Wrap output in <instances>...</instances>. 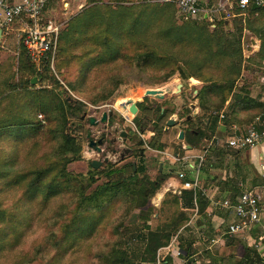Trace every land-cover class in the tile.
<instances>
[{
  "label": "trees",
  "instance_id": "obj_1",
  "mask_svg": "<svg viewBox=\"0 0 264 264\" xmlns=\"http://www.w3.org/2000/svg\"><path fill=\"white\" fill-rule=\"evenodd\" d=\"M86 1L88 5H93L96 8V12L94 13V39L86 37L84 40L103 49L101 53L95 55L94 64L103 62L105 56H110L111 59L120 56L119 49L129 43L130 46L138 45V50H136V46L133 48L132 61H135L139 68H150L161 73L154 85L166 83L175 75L180 65L185 68L188 77H192L203 84L196 95V99L201 117L205 118L207 123L205 127L201 126L191 132H185V144L192 149L197 148L201 141L210 140L215 136L218 114L227 102H229L228 106L231 113L230 119L223 120L225 125L231 126V122L239 121V112L245 111L252 113L245 115L240 120L244 125L251 121L244 128L254 124L256 120H263L264 105L250 99L246 91H236L235 87L241 73L242 62L240 42L242 18L240 17L243 13L247 15L264 13V9L256 7L252 0H249L250 3L244 10L239 9V0H233L234 7L232 13L229 11L231 14L229 19L221 16L220 18L214 17L210 21L203 16H198L194 19H182L180 24L172 23L168 19L170 3L159 5L156 4L158 2H155V4L150 5L148 2H144L136 6L134 4L130 6L121 4L112 8L108 6L110 4L104 5L103 0ZM82 8L84 7L82 6ZM226 20L232 24L231 31L225 30ZM140 23L145 29L144 35L157 27L158 23H161L159 28L163 27L157 31L158 37L164 46L168 44L169 48H164L162 51L135 40L137 36L143 37L139 33ZM75 43L79 42L75 41ZM70 45L73 44L70 42ZM258 55L264 57L263 39H261ZM124 56H128V53ZM16 59L17 74L20 79H23L21 82L30 86L36 80L43 87L33 93L25 92L26 101L13 108V110L17 108L16 114L12 112V109L5 108L2 110L6 111L0 116V136L4 134L10 137L21 135L22 140H29L38 136L41 126L38 123L30 122L29 116L33 115L34 118L38 112H42L50 125L56 123L55 128L50 127L49 135H52L59 144L49 154L44 155L42 162L38 165L27 171L21 170L12 174L0 171V178H7V185L23 188L22 199L27 203H32L38 199L44 205L55 194L71 195L76 200L68 207L63 206L55 214L54 221L57 224L66 216L68 220L66 225L54 232L51 241L45 242L44 246L36 249L32 258L27 254L13 264H33L39 259V256L50 255V251L44 249L47 246L54 247L61 256L65 255L69 247L76 243L79 237H90L101 219L111 209L115 208L118 202L122 204L125 199L130 201L128 215L132 208H137L139 218L143 221L138 232L131 233L128 237L129 240L138 242L139 254L143 261L153 263L158 251L167 247L173 237H177L181 242L179 250L183 264H198L194 258L192 242L184 244L181 236L190 229L187 226L188 212H194L195 204L198 208V215L203 216L205 213L206 204L201 202L200 194L194 197L191 190H180L179 195L172 194L171 201L174 206L179 208V213L166 224L153 229L147 223L153 214L150 200L161 187L163 179L171 176L167 175L162 179L152 180L146 174L143 164L134 168L131 164L117 168L107 165L104 170L89 172L94 176L104 177L105 181L102 184L95 185L96 180L92 176L83 179L87 187L85 190L89 193L88 196L96 199L95 203L90 202L86 191L79 183L78 176L68 171V165L81 160V145L78 144L74 136L65 132L67 122L72 118L76 120V123L73 124V131L76 132L80 129L82 122L80 115L85 112V104L71 98H62L57 93L60 86L50 74V61H44L40 71H37L22 42ZM186 74L179 71L182 80H185ZM257 114L262 115L257 117ZM248 117L249 119L246 120ZM185 123L190 125L191 121L188 120ZM258 130L264 134V129L258 128ZM161 132L162 129L159 128L155 135H160ZM213 145L215 146V143ZM151 147L156 146L151 144ZM157 148L163 149V146H157ZM214 148L218 149L216 146ZM215 157L219 158V155ZM200 170L204 171V164ZM93 183L94 187H92ZM164 202L162 201V203ZM28 218L21 217V215L6 209H0V256L6 250L11 251L17 246ZM124 221L125 219L122 220L120 216L114 220L115 225L113 227H115L116 235L112 242L107 245V250L104 249L106 253L102 254V257L106 259L105 264H133L129 255L134 252L126 248L127 243L119 242L117 236V233L123 229ZM146 257L149 260L145 259ZM162 257L164 264H172L168 251H163ZM213 260L217 261L215 264H225L220 258H213ZM232 261L234 262L227 264H264V258L255 249L248 246L243 247V256L240 259H232ZM40 264H51V261L46 263L42 261Z\"/></svg>",
  "mask_w": 264,
  "mask_h": 264
},
{
  "label": "rangeland",
  "instance_id": "obj_2",
  "mask_svg": "<svg viewBox=\"0 0 264 264\" xmlns=\"http://www.w3.org/2000/svg\"><path fill=\"white\" fill-rule=\"evenodd\" d=\"M51 2L54 5L55 1L52 0ZM67 2H70L71 5L66 16L61 17L58 15L59 19L55 20L63 24V29L58 37L53 61L50 62V74L57 80L60 86L57 89V93L62 98L66 97L80 101L84 103L86 107L85 112L80 115L82 120L80 129L76 132L73 131V124L76 123L74 118L68 120L65 128V132L74 136L78 144L81 145L80 155L82 157L81 160L74 161L68 165V171L78 176L79 183L83 186L87 196L89 193L85 190L87 187L83 179H88L90 178L89 176H92L93 179L95 178L96 180L95 185H100L105 181L104 177L98 175L94 176V174L89 173L90 171L94 172L90 163L96 160L101 161L103 158L96 155L94 150L89 147L87 134L90 133L91 139L94 140L96 128L87 122V118H97L102 112H108L110 110L115 116L124 114L123 116L127 119L124 125L126 128L128 125V128L133 130L131 128H133V124L136 123V125L139 126L141 124V127L147 129L145 132L134 130L131 133L132 138L129 140V143L123 144L124 147L129 148L131 151V155L127 158L125 163H135L136 166L143 164L146 169V174L152 180L167 175L178 178L176 172L182 170L181 164L183 162L181 161L182 163L177 162L175 164L171 159L166 161L164 156L159 152H167L170 155L178 154L180 157L184 156L187 153L182 149L184 140H178L179 132L184 130L186 126L192 129L206 126L207 120L201 117L198 101L196 99V93L201 86L199 84H191V80L194 78L188 77L182 65H180L175 75L166 83L154 85L157 77L161 73L151 70L150 68H139L135 61H132L133 48H135L136 45L130 46L129 43H127L125 47L119 49L120 56H115L113 59H111L110 56H105L103 62L94 64L95 55L101 53L103 49L84 39L86 37H92L94 39V13L96 12V8H94L93 5H88L86 0H67ZM144 2H148V0H103L104 5L110 4L108 6L112 8H116L121 4L126 6L134 4L136 6ZM155 2L157 1H149L148 4L153 5ZM79 4L84 8L80 9L81 7H78ZM156 4L162 5L163 3L158 2ZM170 4L168 19L172 23L180 24L182 18H180L175 4ZM199 8L201 9L202 7L199 5ZM61 10L63 9L60 4L53 12H55V14H61V12H63ZM201 13L203 14L202 9ZM212 15L216 18H220L221 16H224V18L226 17V14L222 10H219V12L214 11ZM226 18L229 19L231 17ZM160 24L161 23H158L157 27L150 30L147 35H144L146 32L140 23L139 33L143 37L137 36L135 40L139 43L143 42L152 48H159L162 51L164 48H169V45L166 44L164 46L163 42L158 37L157 31L163 27L161 26V28H159ZM17 28L14 27V32L11 35H7L4 41L0 43V116L6 111H2L3 109L13 110V108L23 104L26 101L24 97L25 92L33 93L39 91L43 87L42 84L36 80H34L33 84L30 86H26L24 82H21L23 79H20V76L17 74L16 58L20 46L18 38L15 36ZM225 30L231 31L226 28ZM75 41L79 43H75ZM70 42L73 45L69 46ZM65 49H67V51H65ZM136 50H138V45L136 46ZM126 53H128V56H124ZM179 71L186 74L185 80L181 79ZM178 84L182 85L180 90L175 87ZM164 87H168L172 94L165 95L164 98L167 99V101L162 105H167L172 109V114L165 116L161 122L157 120V122H160L158 126L151 120L149 122V115H146V113L142 114L137 119H133L132 114L128 112L126 114V112L123 113L122 110H120L119 104L121 102H128V100L137 101L143 97L146 90L161 89ZM49 88L51 87L49 86ZM148 99H150L151 102L156 101L154 98L148 97ZM26 109L25 112H27ZM12 112L16 114L17 108ZM84 114H86V116L82 119ZM153 116L154 114L152 113L150 118L153 119ZM188 116H190V125L185 124ZM29 117L31 119L30 122H34V124L38 123L41 126L38 136L29 140H22L21 135L10 137L4 134L0 136V171L6 174L31 169L33 166L41 163L42 157L49 154L51 150H54L59 144V142L53 139L52 135H49L50 127L52 129L56 127L55 120L53 121L54 123L50 125L42 112H38L34 118L33 115ZM169 119L175 120L176 124L173 127L167 128L166 123ZM247 119H249V117L246 118V120ZM135 120L137 121L135 122ZM250 122L251 121H248L245 126ZM159 128L162 129L161 134L155 135ZM212 139L213 138L210 140L205 139L200 142L197 148L199 153H202L205 148H208L209 141ZM140 141L142 142L141 145L138 144ZM151 144H155L156 147L163 146V149L153 148ZM230 150L232 151V149ZM140 151L143 152L141 157L139 156ZM188 152L195 153L194 150ZM108 158L112 162V164L109 165L116 168L123 166V164H117L116 157L109 156ZM196 162L197 160L194 159V163ZM205 162L207 164V161ZM160 164L161 170L159 169ZM106 166L99 169L104 170L107 168ZM173 172H175V174H173ZM189 179L192 180L193 176L190 175ZM7 182V178H0V209H6L19 216L21 215V217L29 218L17 246L11 251L6 250L0 256V264H13L27 254L32 258L36 249L40 246H44L45 242L49 243L54 232L63 225H66L68 220L67 216L58 224L54 221V216L57 214V211L63 206L68 207L72 205L76 200L71 195L55 194L50 198L51 200L44 205H42L38 199L32 203H27L22 199L23 188L7 185ZM161 185V188L150 200V204L153 207V214L150 216L147 223L153 229L166 224L172 217L179 213V208L174 206L171 201L174 186L167 187L166 190L169 191L166 192L165 189H163L165 185L164 181ZM92 187H94V183ZM89 200L92 203L96 201V199L91 196ZM162 201L165 202L162 203ZM129 203L130 201L128 199L123 200L122 204L118 202L116 207L111 209L106 216L101 219L93 234L90 237H79L77 242L69 247L65 255L61 256V254L55 251L54 247L47 246L44 247V249L50 251V255L39 256V259L33 264H40L42 261L45 263L51 261V264H105L106 259L102 257V254L106 253L104 249L107 250V245L112 242L116 235L115 227L113 226L115 225L114 220L119 216L122 220L125 219V221L123 222V229L121 232L117 233V236L119 242L127 243L126 248L134 252L129 255L130 260L133 264H152L142 260L139 254L138 242L128 239L131 233L135 234L138 232L143 222L141 218H139L140 216L137 208H132L128 215L127 212L130 208ZM70 210H72V208H70ZM202 217L204 216L195 217L193 212H188L189 221L187 226H189L190 229L185 233L183 232L184 234L181 236L184 240V244L192 242L194 258L197 260L198 264L217 263L213 258H220L225 264L234 262L232 259H240L243 256V247L248 244L247 241L238 235L234 237L225 236L228 242L224 244L219 242L212 243L210 241L211 239H208L212 237V234L210 236L207 233L206 226L203 227L204 224L200 221ZM223 231L226 232V227H224V225L220 227V232ZM174 238L175 237L172 238L171 242ZM174 245H177L176 242ZM250 246L257 251L253 244ZM145 259L149 260L148 257ZM178 259L179 260L176 261L175 264L184 263L182 257Z\"/></svg>",
  "mask_w": 264,
  "mask_h": 264
},
{
  "label": "crops",
  "instance_id": "obj_3",
  "mask_svg": "<svg viewBox=\"0 0 264 264\" xmlns=\"http://www.w3.org/2000/svg\"><path fill=\"white\" fill-rule=\"evenodd\" d=\"M7 1L9 3H17L21 0ZM48 1L43 18L44 22L55 21L56 19H59L58 15L61 17L66 16L71 5L70 2H67V0H54L55 3L53 5L51 2L52 0ZM149 1L154 2L156 0H148V2ZM198 3L202 7L203 17L210 21L214 19L212 13L214 11L219 12L217 10L220 5L231 13L234 7L233 0H198ZM60 4L63 9L61 11L63 12H61V14H55L53 10H55ZM78 7H81V5L79 4ZM240 18H242V34L240 41L242 48V62L241 73L236 81L235 87L238 91H246L250 99L264 105V57L258 55L261 47V39L264 40V13H254L252 15L243 13ZM14 27L17 28L15 36L18 38V42L21 43L19 36L21 25L17 23L13 24L8 31H2L0 43L4 41L7 35H11L14 32ZM228 29L232 30V24L230 21ZM191 84L203 85L195 79L191 80ZM228 104L229 102H227L225 107L221 110V112H224L225 116L223 119H219L218 117L216 133L213 139L209 141L208 148H205L202 153H199V150L197 149L198 147L193 149L190 147V150H186L184 149V146L187 144H185L184 141L182 149L187 154L182 157L178 154L174 155L182 160L183 163L178 161L182 163V170L180 171H186L187 179H189L190 175L193 176V179L196 175L198 176L201 188V202L203 201V203L206 204L205 213L203 215L204 217H202L200 221L203 222V227L206 226L207 233L210 236L212 234L213 238H209L212 243H227L228 240L225 237V231L220 232V227L224 225L227 230L228 225L235 221V216L230 211L221 210L213 203L217 200H228L231 203H236L239 197L247 191H252L259 195L260 222L254 228L239 236L247 241L248 247H251L250 245L253 244L258 253L264 258V189L262 188L264 183V136L262 137L261 142L252 149L231 151L224 146L225 140L232 135V127L235 126L243 129L245 125L242 124V121L240 120L245 115L252 113L246 111L239 112L238 119L240 122L235 120L230 123L231 126H227L224 124L223 120L230 119L231 109ZM260 115L262 114H259L257 117ZM256 127L264 129V118L263 120L257 121ZM213 143H215V146L218 149L214 148L215 146ZM191 150H194L195 153L188 152ZM202 155H204L205 159L203 161L205 166L203 172L200 169L197 171V165L199 162L198 157ZM216 155H219V158H216ZM194 159L197 160L196 163H194ZM205 161H207V164ZM176 163L177 162H175V164ZM178 172H176V174ZM173 174H175V172H173ZM163 181L165 184L163 189H165L166 192L169 191L166 190L167 187L174 186L173 194H180V181L178 178L171 176L163 179ZM193 213L195 217L200 216L198 215V208L197 213L195 210ZM173 240H175L177 247L179 248L181 245L179 239L175 237ZM178 260V258H171V262L174 264Z\"/></svg>",
  "mask_w": 264,
  "mask_h": 264
},
{
  "label": "built area",
  "instance_id": "obj_4",
  "mask_svg": "<svg viewBox=\"0 0 264 264\" xmlns=\"http://www.w3.org/2000/svg\"><path fill=\"white\" fill-rule=\"evenodd\" d=\"M48 0H21L17 3H9L7 0H0V30L8 31L13 24H20L19 36L23 47L26 49L31 63L37 71H40L44 61H53V56L57 48L58 37L62 31L63 24L56 21L44 22V13ZM161 3H174L177 12L182 19L196 18L203 16L198 7V0H156ZM249 0H239L238 7L244 10L249 5ZM252 3L261 9H264V0H252ZM222 10L226 17L231 14L221 5L218 10ZM224 112L218 114L219 119L224 118ZM256 122L246 128L232 127V135L228 137L224 146L234 151L252 149L257 146L264 136L256 127ZM165 160L174 162L182 161L176 155H170L167 152H159ZM197 171H199L204 155L198 157ZM180 190H191L194 197L201 193L200 181L196 175L193 180L187 179L186 171L177 173ZM264 189V183L262 185ZM260 197L252 191L244 192L236 203L228 200H217L213 204L221 210L230 211L235 216V221L228 225L225 235L234 237L243 235L254 228L260 222ZM194 210L197 213L195 204ZM175 240L169 243L165 248L158 251L155 261L152 264H164L162 252L168 251L170 258H180V250L174 245Z\"/></svg>",
  "mask_w": 264,
  "mask_h": 264
},
{
  "label": "flooded vegetation",
  "instance_id": "obj_5",
  "mask_svg": "<svg viewBox=\"0 0 264 264\" xmlns=\"http://www.w3.org/2000/svg\"><path fill=\"white\" fill-rule=\"evenodd\" d=\"M166 101L167 99L164 98L163 100H156L154 102H151L150 99L145 98L142 103H136L138 111L137 114L132 118L135 119L137 116L145 112L146 115H149V122L151 120L158 126V124L165 116L172 114V109H170L167 105H162ZM123 105H125V109L122 108ZM129 106L130 105H128L127 102H121L119 104L120 110H122L123 113L126 112V114L128 112ZM104 113L106 114V120L102 123L101 118ZM152 113L154 114L153 119L150 118V115H152ZM123 115L124 114H119L115 116L113 112L109 110L108 112H102L99 117L94 118V125L91 126H94V128H96L94 133L96 136H94L93 140L91 139V134L89 133L87 134V139L89 141V147L94 150V153L103 158L101 161L96 160V162L100 163L96 170H100L99 168L112 164V162L108 158L109 156L116 157L115 159L117 164H131L133 168L136 166L135 163H125L127 158L131 155V151L129 148L124 147L123 144L127 142L129 143V140H131L132 138L131 133L134 130L145 132L147 129H144L141 126H136L135 124H133V128H131L133 130H130L128 128V125L126 128L124 125L127 119ZM157 120H159L160 122H157ZM185 122H188V120L186 119ZM109 128L111 129V131ZM182 131L184 132L185 136V132H191L193 131V129L186 126V128ZM141 143L142 142L140 141L138 144L141 145ZM139 154L138 155L141 157L143 155V152L140 151Z\"/></svg>",
  "mask_w": 264,
  "mask_h": 264
},
{
  "label": "water",
  "instance_id": "obj_6",
  "mask_svg": "<svg viewBox=\"0 0 264 264\" xmlns=\"http://www.w3.org/2000/svg\"><path fill=\"white\" fill-rule=\"evenodd\" d=\"M228 25H229V21L226 20V21H225V27H226V29H228ZM1 34H2V31L0 30V36H1ZM193 80H194V79H193ZM181 86H182V85L178 84V85H176L175 87H176L177 89L180 90ZM195 93H196V91H195ZM197 93H198V92H197ZM197 93H196V95H197ZM166 94H172V93H170V90H169L168 87H164V88H161V89H148V90H146V91L144 92L143 97L140 98L139 100H137V101L128 100L127 104L130 105L129 108H128V112H129L130 114H132L133 116H135V115L137 114V111H138V109H137V107H136V103H139V104H140V103L143 102V100H144L145 98H148V97H150V98H154V99H156V100H163ZM122 108L125 109V105H123ZM85 116H86V114H84V115L82 116V119H83ZM186 119L189 120V119H190V116H188ZM105 120H106V114L104 113V114L102 115L101 122L103 123V122H105ZM87 122H88L90 125H94V118L88 117V118H87ZM175 124H176V121H175V120H173V119H169V120L167 121V123H166V126H167V128H170V127H173ZM183 139H184V132L181 131V132H179L178 140H183ZM184 149H186V150H190V146H187V145H186V146H184ZM99 165H100V163H99V162H96V161H92V162L90 163V166H91L94 170H96V169L98 168ZM159 169L161 170V164L159 165Z\"/></svg>",
  "mask_w": 264,
  "mask_h": 264
}]
</instances>
